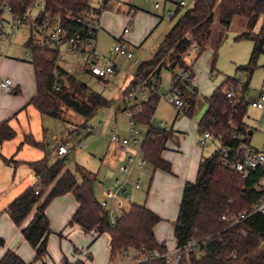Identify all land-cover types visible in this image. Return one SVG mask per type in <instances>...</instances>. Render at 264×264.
Segmentation results:
<instances>
[{
    "label": "trees",
    "instance_id": "16d2710c",
    "mask_svg": "<svg viewBox=\"0 0 264 264\" xmlns=\"http://www.w3.org/2000/svg\"><path fill=\"white\" fill-rule=\"evenodd\" d=\"M34 1L63 26L68 35L75 32L86 33L88 21L74 20L90 9L94 13L101 10L94 8L89 0H0V20H4V6L10 5L14 13L27 18ZM219 1L220 31L215 35V52L211 69L215 68L217 50L234 17L246 21V30L239 37L251 39L253 48L247 64L239 67L253 73L258 56L264 53V0H194L165 34L152 58L139 63L135 76L123 90V97L146 87L150 95L137 104L126 106L133 112L134 119L140 126L146 127L141 141L142 157L153 168L170 170V164L161 153L171 131L154 122L160 95L158 84L163 68L173 71L172 90L178 88L186 105L184 113L193 114L197 100L195 87L186 91V84L191 85L194 78L192 64L184 60L186 53L197 45L202 49L211 40L214 32V8ZM181 10L177 8L176 14ZM30 62L35 68L37 93L31 98L32 103L42 114L63 118L64 107L81 115L87 122L97 111L110 105L112 100L94 90L89 84L61 67L57 63L59 49L49 44H41L36 39L34 26L26 41ZM185 71L190 77L176 78L178 71ZM238 79L228 76L207 97V109L198 122L200 134L209 130L221 136L222 143L229 149L223 151L219 145L215 151L200 161L195 181H188L183 188L179 212L174 224V236L177 247H183L189 240L207 242L206 253L183 254L181 264H264V214L256 211L245 219L232 223L223 218L235 217L248 213L264 197V182L259 169L251 170L246 175L236 171L225 160L233 158V150L240 142L249 143V125L246 123L248 102L245 92L249 81L234 84ZM229 86L235 87V97L228 98ZM182 108V109H183ZM236 134V136H234ZM16 136V130L8 120L0 121V145ZM23 143L43 147L31 134L25 135ZM0 157L6 163L12 158ZM64 158H57L52 164L48 157L27 162L38 174L41 188L35 193L34 186H28L7 206L6 211L17 225H21L28 214L35 209L29 223L21 229L25 239L35 249V259L48 253V236L51 232L46 214L50 201L59 195L72 192L78 202V208L72 215L69 225L78 224L83 230L92 231L95 236L108 233L110 237V259L124 258L133 253L130 264H168L162 258L137 261L151 252H166L164 243L156 240L154 226L160 217L144 204L131 202L127 208L114 215V222L108 210L101 204L94 191L96 174L75 163L74 169H64ZM3 240L0 239V244ZM0 264H34L23 260L14 250H7L0 258ZM63 264H87L85 260L70 261L64 258Z\"/></svg>",
    "mask_w": 264,
    "mask_h": 264
},
{
    "label": "crops",
    "instance_id": "0c3cea01",
    "mask_svg": "<svg viewBox=\"0 0 264 264\" xmlns=\"http://www.w3.org/2000/svg\"><path fill=\"white\" fill-rule=\"evenodd\" d=\"M178 1L180 0L173 1V11L175 12H177V8L179 7L177 4ZM185 1L186 5H188L187 0ZM89 2L94 8L101 10L100 21L102 24V29L113 36L115 41L119 38L126 39L132 51L134 50L133 48L137 46L145 36H150L154 28L158 26L164 19L173 18L168 14L172 8L168 7L167 9V4L164 3L162 5L158 0H89ZM155 2L159 3L158 7L154 6ZM157 9H161V11H156ZM32 14H34V11ZM9 16V13L5 12L4 20H7ZM28 23L29 35L23 41V44H12L13 33L11 34L10 41H5L4 33L10 31L7 22H4L0 29V77H11L13 80V90L11 92H4L0 90V121L8 120L10 125L16 130V137L19 132L22 133L23 139L25 135L31 134L37 141L43 144V147H37L25 143V146H22L21 150H19V152L16 154V150L12 149L14 144H11L13 138L4 141L0 145V152L5 157L12 158L15 163V165L6 163L0 157V239L3 240V243L0 244V258L7 250H14L23 260L27 262L32 261L34 264H37L35 260V249L25 239L21 232V229L32 219L35 209H33L28 214L21 225H17L6 211V208L8 204L25 188L28 186H33L34 183L39 181L38 174L32 170L27 162L39 160L47 156L48 162L50 164L54 163L56 160H51L50 158L53 152H55V145L58 141L66 138L68 139V137H66L67 129L63 133L60 132L59 126L53 122L51 123L55 125V129L51 131L48 127V123L50 121L48 120L49 118H46L47 115L42 114L32 103H30L31 98L37 93V86L35 79V68L30 62L29 49L26 47V41L30 36L32 28V25L29 21ZM169 29L166 31V33L169 31ZM98 38L99 36L97 35L96 45H98ZM65 44H62L60 48ZM24 48L26 49L25 52ZM111 48L112 47L103 52V54H108L113 59V55L118 54L111 52ZM191 49H194L192 52L195 53V55L192 57V62H190L194 68L195 61L204 49L201 50V48L197 45H194ZM26 53H28V56H26ZM188 53L189 51L187 54ZM115 64L114 73L112 76L107 78H99L88 71L82 70L80 59L74 60L72 67L59 65L75 75L77 78L88 83L93 79L104 81L105 79L112 78L119 69V65L117 63ZM138 65L139 64L137 63V67ZM136 69L133 71L128 80L123 83L120 91L124 90L130 84L131 80L135 76ZM213 70L210 68L211 72H213ZM226 78L227 77H225L221 82H223ZM194 79L195 72L193 80ZM193 80L191 81V85L186 84V91L188 92L192 87H195L197 90V100L193 108L194 114L197 102L201 100V97L199 89L194 84ZM207 96H204V101L205 97ZM116 100L125 103V99L120 97V93L118 95V99ZM121 107H124L123 110H125L126 106L119 102L115 103V116H118L117 112ZM187 107L188 105H186V108ZM186 108H177L174 118L170 119L169 123L164 121L166 128L171 131V135L166 141V146L162 151L161 156L170 164L169 171L163 170L161 168L155 169L147 161L145 164L141 165L139 162V158H142L141 153L133 164H129L127 162V155L120 152L117 145L112 142L111 145L107 147V152L103 159L98 160L94 153H84L83 150L77 148L79 147L77 144L73 147H70V153L67 156L68 158L73 151L75 153V160L73 161L96 174L95 182L98 180L103 181V186L106 191L104 189L100 190L102 191V195L103 193L107 194L108 190H113L111 188L112 182H114L116 187L114 179L116 180L118 178H124L126 180L124 186L125 193L121 199L123 207L127 208L131 202H136L144 204L150 210L155 212L160 217V221L154 226L155 238L158 242L164 243L167 247V250L170 252L177 248V243L174 236V224L178 216L179 204L182 198L184 185L188 181H195L200 161L207 155L206 149L208 144H215V149L219 146V143L213 138H207L204 144L200 143V132L198 129L199 119L193 114L188 115L184 113V109ZM155 114L156 110L153 116H155ZM33 119L35 123L34 134L32 133L33 131L31 124ZM144 128L146 129V127ZM142 131L143 130H141V132ZM90 133L91 132H87V134ZM144 133L145 130L142 132V139ZM249 133L251 135L252 130H250ZM142 139H139V141L141 142ZM250 142L251 141L249 139V143ZM28 146H32L34 149L39 148L38 151L34 150V158L28 157V153L25 154L22 152V150L27 149ZM133 150L134 149H130V151ZM124 163H128L126 165L130 171L129 175H126L120 171V169H118V166H121ZM13 165L15 168H17L16 166L24 165L26 167L25 169L27 170V172L24 170V175L18 179V181L15 179L16 175L14 172H12ZM67 168L69 167L65 165L64 169ZM138 180L140 182V186L136 187L134 184L135 181ZM113 202L121 203L119 199H114ZM77 208L78 202L72 192H67L54 197L47 205L46 214L49 219L51 232L54 234L51 235L50 232L48 236L49 257L47 254L42 257L44 260L43 264H63L64 258H67L70 261L82 259L85 260L87 264L114 263V261H111L110 259V237L108 233L95 236L92 231L87 232L83 230V228L78 224L69 225V221ZM121 210L122 208H116L115 214H118ZM57 234H61L62 236H58ZM65 237H76V240L77 238L81 237L83 238V242H90L86 247L89 257L86 258L82 255L78 256L76 253H74V249L69 252V250L66 248L65 239L67 238ZM98 244L102 247L106 244L108 253L107 260H92L93 253L95 254ZM90 246L92 251L90 250ZM82 248H84V246H82ZM128 254L132 262L133 253L128 252Z\"/></svg>",
    "mask_w": 264,
    "mask_h": 264
},
{
    "label": "rangeland",
    "instance_id": "374dc122",
    "mask_svg": "<svg viewBox=\"0 0 264 264\" xmlns=\"http://www.w3.org/2000/svg\"><path fill=\"white\" fill-rule=\"evenodd\" d=\"M93 1V0H92ZM159 3L162 5L165 3L167 4V9L172 8L174 9V0H158ZM194 0H187L188 5L181 7V10L170 19H164L158 26H156L153 32L148 37H144L137 46L133 49L134 57L132 59H127L121 55H113V60L115 63L119 65L118 72L109 79H105L104 81L99 79H93L91 82H88L89 86H91L94 90L102 93L108 99L112 100V103L106 107L100 108L97 113L91 117L87 122L85 119L75 112L72 109L64 107V114L63 118H53L47 115L46 118H49L50 121L48 123V127L51 131L55 128L53 123H56L59 128L60 132H64L67 129L66 137L70 141V147L74 145H78V142L83 139V145L77 147L80 150H83L84 153H94L97 156V159H103L106 155L107 147L111 145L110 141V129L114 125L120 135V137L130 136L129 131V118L127 116V111L123 110L124 107H121L118 110V116H115L114 113V105L115 103H121L125 106H130L133 103L131 100L123 97V90L120 91V88L123 86V83L128 80L131 76L133 71H135L137 67V63L139 64L141 61L148 60L153 57L160 41L163 39L166 31L173 25L180 15L189 7L193 5ZM34 11V10H33ZM156 11H161V9H157ZM36 12V10H35ZM214 32L211 37V40L206 44L204 50L198 56L197 60L194 64V72H195V79L193 80L194 84L198 87L201 100L197 102V105L194 110V116L198 119L201 118L205 110L207 109V104L204 101V96L209 95L213 89L225 78V77H234L238 80L234 81V84L237 85L239 82H246L248 83V88L245 92V100L248 102L247 106V116L245 118L246 123L249 125V131L252 130V134L250 135V143L257 148H261L264 142V115L261 112V109L254 106L252 101L255 100L260 92L261 86L264 83V53H261L258 56L256 67L251 74L247 73L246 71L239 69V67L248 63L251 51L253 48V42L251 39L245 37H239V35L246 30V21L240 17H234L228 30L225 31V34L222 38V41L217 50V58L215 62V68L213 72L210 71V63L213 58V53L215 52L213 46V40L216 34L220 31L221 25L219 23V1L216 3L214 8ZM12 44L17 43L23 44V41L29 35V23L28 21H24L19 28H16L12 32ZM98 45L97 49L99 52L103 53L108 50L110 47L113 46L115 39L111 36L108 32L103 30L102 28L98 32ZM146 38V39H145ZM65 44V43H64ZM23 46V45H22ZM60 55L58 56L57 63L61 66L65 67H72L74 60L81 59L78 54H74L69 50L68 45H63L60 48ZM194 50V49H193ZM192 49L189 50V53L184 56V60L190 64L192 62V57L195 55ZM26 49L24 48V52ZM176 71L178 69L176 68ZM180 72V71H179ZM174 73L172 70L163 68L160 75V81L158 84V93L160 98L158 100L156 114L153 116L154 122L165 121L167 123L170 122V119H173L177 112V107L173 104L168 98L165 97L166 94L174 95L172 91V80H173ZM139 90L149 96V91L146 87L142 88L139 87L136 91L137 94ZM120 91V92H119ZM120 93V97L125 99V103L116 100L118 99V95ZM41 114V113H40ZM36 122V121H35ZM53 122V123H51ZM32 124V133L34 134V119L31 122ZM87 124L96 126V128L90 133L87 134V130L85 126ZM141 130H145L143 126L138 125ZM142 131V132H143ZM28 133V132H25ZM63 137V136H62ZM67 139V138H66ZM139 139H142V134H139ZM13 145L12 149L16 150V154L21 150L22 146H25L23 143V135L21 132L18 133L17 137L15 136L11 141ZM27 146V145H26ZM12 147V146H11ZM215 149V144L209 143L206 149V156L211 155V153ZM34 150H39V148L34 149L32 146H28L27 149H23L22 152L25 154L28 153V157L34 158ZM209 153V154H208ZM17 158V156H16ZM58 157L56 152H53L51 155V160H56ZM11 164H14L12 162ZM75 162L69 156L67 160H65V165L70 169H74ZM128 163H124L126 165ZM12 166V172H14L15 179L18 181L26 170L25 166ZM120 169V165L118 166ZM121 171V170H120ZM27 172V170H26ZM101 179V178H100ZM121 181L126 180L124 178H118ZM115 183L116 180L114 179ZM112 182V181H111ZM111 188L112 191H115L117 185L115 187L114 182H112ZM103 181L98 180L95 182L94 191L96 196L102 200H109L112 202L113 198H109L107 194L102 195ZM107 189V188H106ZM105 190V189H104ZM106 191V190H105ZM103 197V198H102ZM54 233L51 232V235ZM107 234V233H106ZM58 236H62L61 234H57ZM107 236V235H104ZM65 244L66 248L71 252L74 249V253L78 256H83L88 258V252L86 251V247L90 242H83V238L79 237L76 240V237H65ZM93 245V244H92ZM84 246V248H82ZM81 247V248H78ZM48 249V246H47ZM90 250L92 248L90 246ZM49 253H47V256ZM108 253L106 244L102 247L101 245H97L95 254L93 253V258L99 261L104 259L107 260ZM37 264H43V258L35 259ZM34 260V261H35ZM91 260V261H92ZM115 264H130L132 263L129 257L124 258H115Z\"/></svg>",
    "mask_w": 264,
    "mask_h": 264
},
{
    "label": "built area",
    "instance_id": "2783aa9c",
    "mask_svg": "<svg viewBox=\"0 0 264 264\" xmlns=\"http://www.w3.org/2000/svg\"><path fill=\"white\" fill-rule=\"evenodd\" d=\"M178 6L182 7L186 5L185 0L178 1ZM155 7L159 6L158 2L154 3ZM4 11L9 13V18L7 20H0V29L4 22H7L9 25V32L4 33V38L6 42H9L11 39L12 31L20 26L24 21H29L32 26H34V33L36 34L37 41L43 46L44 44H49L54 48L59 49L60 46L66 43L69 46V50L78 54L81 59V68L84 71H88L93 75L99 78H107L112 76L115 71V62L108 55L103 54L97 49V35L99 30L102 28L100 21V13H94L92 10H86L82 16L74 17V20L77 22L83 23L88 21L86 25V33L82 34L80 32H75L71 35L67 34L66 29L59 24V22L46 11L39 1H34L33 6L30 8L27 18H24L11 9L10 5H5ZM34 10V14H32ZM36 10V12H35ZM170 17H174L176 12L171 10L168 12ZM111 52L126 58L132 59L134 57V52L130 48L128 41L124 38H119L115 41L114 45L111 48ZM187 54V53H186ZM28 56V53H26ZM59 56V55H58ZM179 77H190L185 71H178L176 78ZM192 81V79H189ZM0 90L4 92H11L13 90V80L11 77H0ZM174 95L166 94L165 97L168 98L178 109H182L185 106L183 97L180 94L178 88H174ZM133 91L127 95V99L131 100L133 103L131 105L137 104L142 99H147V96L142 92V90ZM226 96L228 98L235 97V87L229 86L226 91ZM252 104L259 109H261L262 114L264 115V83L261 86L260 92L255 100L252 101ZM127 111V116L129 118V131L130 136L120 137L116 127L113 125L110 129V141L115 143L118 147V150L127 155V162L133 164L136 158L139 157L141 153V142L139 141V134H142L136 120L134 119L133 112L130 109H125ZM161 127L166 128L163 121L158 122ZM88 132H92L96 126L87 124L85 126ZM236 136V134H234ZM207 138L215 139L221 146L223 151L229 150L221 141V136L213 134L209 130H205L200 134V143L204 144ZM84 141H79L78 145H83ZM130 149H134L130 151ZM233 150V158H227L225 161L233 167L236 171L246 175L251 170L259 169L262 172L261 180L264 182V142L261 148L254 147L250 143L240 142ZM130 151V152H129ZM55 152L58 158L67 157L70 153V141L68 139H62L58 141L57 146L55 147ZM141 165L145 164L146 160L142 157L139 158ZM120 170L129 175L130 171L127 165H121ZM117 188L115 191L108 190L107 196L113 198V200H118L121 203L109 202V200H102L101 204L108 210L112 217V223L114 222V215L116 208H125L122 204V196L125 193V181L116 179ZM136 187L140 186V182L135 181L134 184ZM35 193H38L41 185L40 182L34 183ZM259 211L264 214V197H262L256 205L248 213H241L238 216L226 217L224 219L231 221L232 223L239 222L245 219L248 215ZM207 242L191 239L183 247H177L173 251L151 252L148 256L141 257L137 261H145L155 258H164L168 264H181L182 255L188 253H195L198 256H201L206 253ZM125 257H129V254L126 253ZM136 261H132L134 263ZM111 264H114L113 262Z\"/></svg>",
    "mask_w": 264,
    "mask_h": 264
},
{
    "label": "water",
    "instance_id": "95a60500",
    "mask_svg": "<svg viewBox=\"0 0 264 264\" xmlns=\"http://www.w3.org/2000/svg\"><path fill=\"white\" fill-rule=\"evenodd\" d=\"M57 144H58V142H57ZM57 144L55 145V147L57 146ZM70 156H71V158H72L73 160H75V153H74L73 151L71 152Z\"/></svg>",
    "mask_w": 264,
    "mask_h": 264
}]
</instances>
